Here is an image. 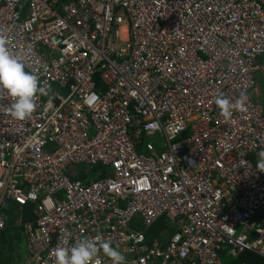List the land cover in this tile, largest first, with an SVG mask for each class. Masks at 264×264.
Wrapping results in <instances>:
<instances>
[{"label":"built area","instance_id":"obj_1","mask_svg":"<svg viewBox=\"0 0 264 264\" xmlns=\"http://www.w3.org/2000/svg\"><path fill=\"white\" fill-rule=\"evenodd\" d=\"M0 34L47 93L16 121L0 91V210L32 209L26 264L97 236L125 264L264 258V0H0ZM242 93L222 118L215 97Z\"/></svg>","mask_w":264,"mask_h":264},{"label":"clouds","instance_id":"obj_2","mask_svg":"<svg viewBox=\"0 0 264 264\" xmlns=\"http://www.w3.org/2000/svg\"><path fill=\"white\" fill-rule=\"evenodd\" d=\"M8 45L9 38L0 34V91L6 93L12 99L11 106L8 109L9 115L16 121H24L30 118L36 110L37 96L47 93L40 86L37 75L25 71V64L21 59V55L10 52ZM255 99L258 100L257 89ZM247 100V96L243 93L235 101L221 94L215 97L214 103L219 109V115L227 120L232 117L234 111H244ZM258 102L264 108L263 104L260 101ZM259 157L257 171L264 172V151L259 153ZM86 172L89 173L90 171ZM83 174L86 173L84 172ZM7 202L12 201H6L4 208ZM2 210H0V213L3 215ZM3 216L6 218L5 215ZM6 221L7 218L5 220V227ZM101 252L110 261V264H125V256L112 246L111 241L105 240L100 236L95 238H82L70 248L57 247L53 250L52 256L54 257V264H102L99 258Z\"/></svg>","mask_w":264,"mask_h":264},{"label":"trees","instance_id":"obj_3","mask_svg":"<svg viewBox=\"0 0 264 264\" xmlns=\"http://www.w3.org/2000/svg\"><path fill=\"white\" fill-rule=\"evenodd\" d=\"M260 101L264 106V96L260 99ZM98 170L100 169L96 167L93 170H91L89 173L87 172L86 174L79 175L78 179L82 181V183H84L85 185L89 184L90 181L94 179L95 174L98 172ZM2 213L3 215L6 216L7 221H6V227L4 231H2L0 234H3L7 230L8 231L13 230L15 233L13 234L14 237H17L18 233H21V231H23L22 228L25 223L34 221L35 219V216L32 213L31 207L28 206L24 208H19L12 202L6 203V206L2 210ZM15 222L18 223L17 224L18 226L15 225ZM166 228L168 227H167V223H165L164 220H160L159 222H157L154 225V227L150 230V233L147 234L150 241L155 240L159 236L160 231ZM172 232L173 231L169 230L168 234L171 235ZM1 238H0V241H1ZM23 252L26 254L27 251L26 252L23 251ZM224 264H264V258L256 255L253 252L245 251L239 254L237 257L226 258Z\"/></svg>","mask_w":264,"mask_h":264},{"label":"crops","instance_id":"obj_4","mask_svg":"<svg viewBox=\"0 0 264 264\" xmlns=\"http://www.w3.org/2000/svg\"><path fill=\"white\" fill-rule=\"evenodd\" d=\"M78 176V174H74V179H78ZM17 224L18 223L15 222L16 226H18ZM22 230L21 233H18L17 237L13 236V234H15L13 230H7L8 232L5 231L3 234H0L2 237H0V264H26L30 262L32 255L27 248V238L24 229L22 228ZM160 233L158 237H161ZM23 251H27L26 254Z\"/></svg>","mask_w":264,"mask_h":264},{"label":"rangeland","instance_id":"obj_5","mask_svg":"<svg viewBox=\"0 0 264 264\" xmlns=\"http://www.w3.org/2000/svg\"><path fill=\"white\" fill-rule=\"evenodd\" d=\"M258 87H257V98L258 101H260V99L264 96V77L262 76H258ZM151 144H153L155 147L159 146L158 142L156 140H152ZM78 167L72 166L68 169V173H67V177L73 179L74 178V173L78 171ZM222 260L223 262H225L226 258H234L231 256L227 255V252H223L221 254Z\"/></svg>","mask_w":264,"mask_h":264},{"label":"flooded vegetation","instance_id":"obj_6","mask_svg":"<svg viewBox=\"0 0 264 264\" xmlns=\"http://www.w3.org/2000/svg\"><path fill=\"white\" fill-rule=\"evenodd\" d=\"M158 145H159V143H158ZM157 148H158V146H156Z\"/></svg>","mask_w":264,"mask_h":264}]
</instances>
